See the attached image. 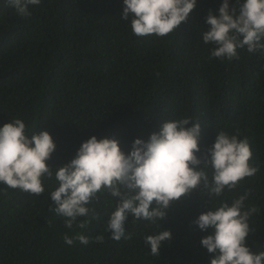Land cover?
<instances>
[{
	"label": "trees",
	"instance_id": "1",
	"mask_svg": "<svg viewBox=\"0 0 264 264\" xmlns=\"http://www.w3.org/2000/svg\"><path fill=\"white\" fill-rule=\"evenodd\" d=\"M222 3L197 0L172 34L137 37L131 18H121L123 0H41L28 18L0 0V127L19 118L29 134L48 131L56 144L49 167L69 162L93 135L118 140L127 154L135 139L147 141L163 121L187 116L201 125L198 156L217 132H238L250 144V165L259 169L220 197L191 192L157 223L129 216V238L120 241L107 231L118 198L106 192L89 205L99 219L68 229L49 210L55 179H44L39 196L0 185V264H210L213 254L201 239L211 232L193 221L245 192V210L258 208L247 246L264 252V52L245 47L238 59L210 58L214 46L202 40L205 19L209 10L218 15ZM236 4L229 0L230 9ZM165 230L172 239L154 256L145 237ZM77 233L89 243H65V235Z\"/></svg>",
	"mask_w": 264,
	"mask_h": 264
},
{
	"label": "clouds",
	"instance_id": "2",
	"mask_svg": "<svg viewBox=\"0 0 264 264\" xmlns=\"http://www.w3.org/2000/svg\"><path fill=\"white\" fill-rule=\"evenodd\" d=\"M41 0H5L23 18L31 16L30 7ZM197 0H123L121 18L130 19L132 33L137 37L172 34L186 22ZM238 5V7H237ZM218 15L209 10L202 34L205 44H212L210 58L238 59V49L249 53L264 52V0H237L231 9L223 0ZM191 117L165 120L147 141L135 139L130 152L121 150L118 140L97 139L95 135L82 142L75 156L56 168L49 167L56 144L48 131L28 133L26 124L14 118L0 127V185L19 189L31 195L44 193V179H55L57 187L50 192L54 207L49 210L65 219V227L85 228L98 213L89 205L100 194L118 198L107 221L111 238L128 239L125 225L129 216L136 220L157 223L166 217L171 205L195 190L207 191L209 197H220L224 190L236 189L258 172L250 165L252 157L246 138L225 131L216 134L214 143L201 153V125ZM191 125V126H189ZM208 169L211 170V179ZM248 193L231 204L201 213L193 221L201 231L211 234L201 245L213 254L210 264H264V252L254 253L247 239L255 229L249 227L256 206L245 210ZM85 217L84 220L78 218ZM51 225V221H49ZM170 231L145 237L151 254L159 256L161 242L171 240ZM87 245L89 238L77 233L64 236L68 245L74 241ZM103 236L95 237L102 243Z\"/></svg>",
	"mask_w": 264,
	"mask_h": 264
}]
</instances>
